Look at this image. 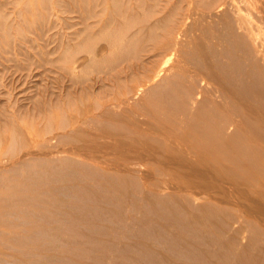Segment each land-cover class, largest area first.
Returning <instances> with one entry per match:
<instances>
[{
    "label": "rangeland",
    "instance_id": "374dc122",
    "mask_svg": "<svg viewBox=\"0 0 264 264\" xmlns=\"http://www.w3.org/2000/svg\"><path fill=\"white\" fill-rule=\"evenodd\" d=\"M77 22H26L21 31L0 32V221L8 225L0 227V264H152L161 259L163 249L175 247L173 238L183 235L177 226L189 225L193 217L206 224L203 230L213 226L220 230L221 223L227 222L223 232H208L210 240H204L206 236L181 239L184 246H204L207 250L211 240L217 242L218 248L209 250L205 258L207 264H226L224 250L236 257V264L257 257L264 260L262 186L245 185L238 192L213 187L205 196L196 191L195 200L184 204L175 198L172 187L188 185L175 168L183 171L182 164L191 165L189 159L159 165L165 170L154 184L150 173L155 164L105 143V136L116 134L101 128L102 123L130 126L125 107L116 106L105 116L91 119L90 112L81 111V101L66 100L67 95L56 92L49 69L54 68L63 40L57 33ZM186 26L189 31L179 55L198 51L194 42L198 41L199 26L212 32L209 19L191 17ZM85 65L81 62L77 70L81 82L93 75H79ZM144 88L146 95L159 89L152 82ZM97 100L103 101L98 89L84 94L86 105ZM221 101L223 111L246 114L241 104ZM207 104L189 102L188 108L191 114L203 115L208 113ZM238 131L248 134L244 126ZM220 155L223 162L219 167L246 168L247 160L253 159L262 162L258 168L264 169V154L258 149L228 160L224 152ZM125 166L132 172H123ZM220 195L228 201L221 211L214 202ZM142 230L169 234L170 247L140 236ZM25 246L28 254L17 256L16 251ZM245 253L249 257L243 256Z\"/></svg>",
    "mask_w": 264,
    "mask_h": 264
},
{
    "label": "bare ground",
    "instance_id": "6f19581e",
    "mask_svg": "<svg viewBox=\"0 0 264 264\" xmlns=\"http://www.w3.org/2000/svg\"><path fill=\"white\" fill-rule=\"evenodd\" d=\"M191 17L209 19L212 32L199 26L198 41L194 42L198 51L179 55ZM72 19H78L77 24L57 33L63 40L49 71L56 92L67 95L66 100L81 101L84 107L79 108L90 112L91 119L105 116L116 106L126 108L129 127L102 123L101 128L119 135L105 136L107 146L120 147L121 153L131 152L135 159L155 164L150 173L154 184L165 170L159 165L189 159L191 165L182 164L183 171L175 168L188 185L172 187L175 198L184 204L195 200L196 191L205 196L213 187L228 192H238L245 185L264 189V169L258 168L262 162L248 159L246 168L219 167L221 151L226 160L232 155L255 153L256 149L264 154V0H0L1 33L21 31L26 22L59 24ZM83 61L86 65L79 75H93L81 82L77 70ZM148 82L157 83L159 89L146 95ZM97 89L103 101L86 105L84 94ZM143 93L144 97H139ZM220 99L241 104L246 114L223 111ZM189 102L198 106L210 103L208 113L191 114ZM247 113L250 119L243 121ZM239 126L248 134H240ZM122 168L125 173L132 172ZM214 202L219 211L228 203L221 195ZM188 223L177 226L182 238L206 236L203 239L210 240L208 232L221 233L228 228L223 222L220 230L215 226L203 230L206 224L194 217ZM7 226L0 221V227ZM31 228L27 225V230ZM140 236L170 247L169 234L142 230ZM181 239L173 238L175 247L163 249L161 261L152 264H207L209 250L218 248L214 240L207 250L204 246H184ZM27 247L16 255L26 256ZM181 247L184 250L179 251ZM243 256L249 257L246 253ZM223 261L236 264V257L224 250ZM243 261L264 264L259 257Z\"/></svg>",
    "mask_w": 264,
    "mask_h": 264
}]
</instances>
